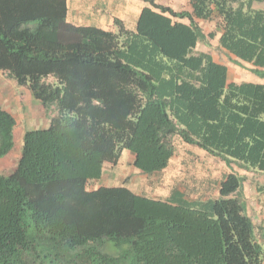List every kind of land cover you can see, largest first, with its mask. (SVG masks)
Segmentation results:
<instances>
[{
	"label": "trees",
	"instance_id": "trees-1",
	"mask_svg": "<svg viewBox=\"0 0 264 264\" xmlns=\"http://www.w3.org/2000/svg\"><path fill=\"white\" fill-rule=\"evenodd\" d=\"M143 1L134 29L115 19L111 31L69 22L67 0H0V72L56 107L46 127L24 131L13 171L0 172V264L263 263L245 174L198 191L176 179L164 199L87 187L123 151L140 173L162 172L177 140L264 173V84L228 82L225 65L195 50L196 19L217 16L219 45L264 77V10L252 7L264 0H187L190 10ZM15 125L0 106V158Z\"/></svg>",
	"mask_w": 264,
	"mask_h": 264
},
{
	"label": "rangeland",
	"instance_id": "rangeland-1",
	"mask_svg": "<svg viewBox=\"0 0 264 264\" xmlns=\"http://www.w3.org/2000/svg\"><path fill=\"white\" fill-rule=\"evenodd\" d=\"M171 1L175 2L178 8H183L186 5V0ZM128 2L130 8H135L138 0H128ZM255 4L256 7L264 9V2ZM124 20L129 23V16L125 17ZM212 24L213 27H211ZM202 26L205 31L215 30L214 21H203ZM57 35L59 38L65 37V34L61 32ZM209 40L211 41V44H208L211 52L217 58L226 60L232 65L230 58L226 54L221 53L216 46L215 38L209 37ZM0 106L9 111L16 120L14 146L7 155L0 158V172L11 173L18 162L24 131L46 127L50 117L56 113V107L52 105L45 109L25 86L18 85L14 79L8 77L4 72H0ZM176 152L175 159L166 169L160 173L146 175L133 167L132 154L123 151L116 164H104L103 179L99 182L89 181L87 187L91 189L99 184L125 185L137 194H144L155 199H164L176 179L178 181L183 180L184 185L193 184L192 188L197 190L201 188L205 181L220 178L223 173L233 170L236 172L240 171L241 174L244 173V170H240L236 166L231 170L219 158L211 156L197 147L187 145L180 140L176 142ZM263 176L264 173L247 172L245 182L246 184L249 181L251 182L250 184H264ZM180 187L182 188V185Z\"/></svg>",
	"mask_w": 264,
	"mask_h": 264
},
{
	"label": "crops",
	"instance_id": "crops-1",
	"mask_svg": "<svg viewBox=\"0 0 264 264\" xmlns=\"http://www.w3.org/2000/svg\"><path fill=\"white\" fill-rule=\"evenodd\" d=\"M155 1L164 5H168L175 10L178 9L190 10V6L187 0H186V5L183 8H178L177 4H175V2H172L171 0H166V1L155 0ZM255 3H261V2H253L252 7L254 9H262L256 7ZM147 5L148 3H146L143 0H138V2H136L135 4V8L129 7L128 0H67V7H68L67 20L75 25H88V26L100 27L104 30L117 31L118 27L115 23V19H119L126 28L134 29L135 21L138 14L140 13L141 8ZM128 16L130 18L129 20L130 22L126 23V20H124V18ZM175 20L188 23L187 19H175ZM218 20L219 17L217 16L215 17L214 20H209L215 22V30L214 31L210 30L211 32L207 30L208 31L207 32L204 30L202 26V22L208 20L196 19L197 24L204 38L201 41L197 42L195 46V50L209 53L215 62L225 65L227 67L226 77L228 82L245 81V82L264 84V77L258 76L254 72L256 66H254L252 63L245 62L235 57L233 54L229 53L227 50H225L223 47L219 45L218 39L221 34V28L217 25ZM211 27H213V24L211 25ZM210 33H213V36H209ZM209 37L215 38L216 46L221 51V53L226 54L230 58L231 62L233 63L232 65H230L229 62H227L226 60L217 58L211 52L208 45L209 43L211 44ZM262 69L264 70V67ZM237 172L241 174L240 171ZM3 174H9V173H3ZM243 174L246 175L247 172L244 171ZM250 183H251L250 181L248 182V184H246L245 181L243 183L242 193L245 202V210L254 225L255 237L264 249V184L256 185L255 183L252 184ZM204 184H206V181L204 182ZM190 185L192 187L193 184L190 183ZM201 187H203V185ZM211 191L206 193L209 196H212L213 198L217 197V189H215L212 192ZM190 196L191 197L196 196V192L191 190ZM262 264H264V261Z\"/></svg>",
	"mask_w": 264,
	"mask_h": 264
}]
</instances>
